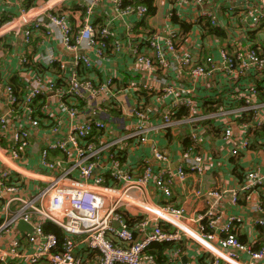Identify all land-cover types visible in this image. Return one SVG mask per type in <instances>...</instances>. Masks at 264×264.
<instances>
[{
	"label": "built area",
	"instance_id": "2783aa9c",
	"mask_svg": "<svg viewBox=\"0 0 264 264\" xmlns=\"http://www.w3.org/2000/svg\"><path fill=\"white\" fill-rule=\"evenodd\" d=\"M2 1L7 7L12 4L10 0ZM102 1H77L80 20L73 24L68 9L74 0H32L31 4L29 0H16L15 13L0 17V38L23 35L20 63L25 66L35 45V32L52 36L46 21L59 29L68 51L77 52L80 46L87 45L97 59L123 56L138 71L163 70L169 65L167 57L171 53L175 63L170 66L173 70H186L191 84L181 89L176 79L162 75L157 84L144 85L145 93H152L157 101H169L161 114L162 128L182 124L192 127L207 119L220 120L222 139L235 144L233 156L251 147L256 131L264 135V101L256 82L244 85L231 96L235 106L215 103L216 109L208 116L202 114L194 95L195 83L210 78L216 71L230 79L250 72L263 76L264 54L258 48L222 47L215 59L180 46L178 31L165 38L156 33L139 40L137 23L146 17L148 7L123 6V0H112L116 15L97 29L94 18ZM184 2L203 4L210 0ZM260 3L264 7V0ZM243 12L252 17L248 24L251 29L262 25L264 10L249 7ZM131 16L135 19L125 24L129 40L124 43L112 30V22L115 17ZM192 22L199 29L208 22L218 23L208 12ZM44 43L46 39L41 41ZM44 57L47 67L35 71L33 80L24 81L18 88L0 77V95L4 99L1 107L6 109L0 112V237L14 233L7 246L0 244V264H161L150 248L164 243L176 245L165 251L166 264H190L183 260L186 240L198 242L203 255L212 257L208 264H264V245L255 249L238 237L243 219L226 215L222 220L218 206L227 189L204 187L207 165L198 148V133H191L193 142L182 150L175 168L171 167V154L155 141L150 153L159 166L142 157L137 169L128 168L129 151L149 142L152 128L145 123L147 105L137 103L125 113L135 118L134 129L114 135L112 121L83 117L90 100L99 112L123 110L111 98L115 95V77H88L86 72L94 65L88 53L75 54L71 67L55 53ZM46 68H50L47 73L43 72ZM22 70L28 72L26 68ZM141 87L138 81L132 83L131 89L138 91ZM181 108L188 111L183 119L176 118ZM249 112L251 120L243 119ZM229 117H234L240 128L239 140L234 137ZM137 154H141L140 150ZM151 185L166 200L164 203L149 195ZM262 189L264 171L247 170L239 187L230 191L231 202L237 205L240 195L249 200L253 192ZM190 197H195L193 215L186 205ZM254 208L264 213V200L260 199ZM21 222L31 230L16 232ZM48 222L64 231L62 240L45 230ZM256 224L264 227V219H257ZM198 264L207 263L199 259Z\"/></svg>",
	"mask_w": 264,
	"mask_h": 264
},
{
	"label": "crops",
	"instance_id": "0c3cea01",
	"mask_svg": "<svg viewBox=\"0 0 264 264\" xmlns=\"http://www.w3.org/2000/svg\"><path fill=\"white\" fill-rule=\"evenodd\" d=\"M10 7L0 0V17H7L6 13H15L14 3L16 0H10ZM77 1L74 0V5L68 9L71 23H77L79 11ZM87 1V0H85ZM154 12L147 14L145 18L139 20L136 27L137 38L141 40L144 36L152 34H160L162 37H167L172 31H178L179 38L177 43L183 47L190 48L194 54H200L201 57L212 56L215 59L219 57V50L222 47L233 49L234 46L240 47H256L264 54V21L257 29H251L248 24L252 21V17L246 16L243 12L246 8H255L264 10L260 0H210L209 3L194 4L186 3L184 0H153ZM231 8H233L231 10ZM211 13L215 20L218 21L215 27L219 28L224 34L218 36L216 34L203 33L192 21L193 19L203 16L204 13ZM116 15L113 9L112 0H104L99 3L97 12L94 18V25L99 29L104 20L110 19ZM177 18L178 21H174ZM135 16L131 17H115L112 22V30L121 37L124 43H127L129 38L126 36L125 24L134 20ZM47 27L52 29V36L45 37L42 31H37L34 34L35 45L29 53V63L27 66L20 63L24 52L23 35L11 34L5 38H0V77H4L10 81L16 88L26 80H33L36 67H47L45 55L51 52L55 53L60 59L68 62L71 67L73 59L77 53H88L94 65L88 69L86 75L90 78L103 79L110 74L115 77L116 89L115 95L111 96L112 100H116L118 108L123 110H114L111 113H103L95 110V102L89 101V108L86 106L84 111L86 118H101L112 121L114 125V135L120 130L129 131L134 129L135 118L125 114L129 112L137 103H145L148 108V118L146 124L152 128L149 131V142L143 147L137 148L135 151H129L127 156V167L137 169V163L142 157H148L150 161L159 166L150 153V145L152 142L157 144L171 154V167L175 168L180 163V155L182 150L192 144L190 138L191 133H198L199 143L198 148L204 153L206 158V178L204 187H222L226 188L228 193L218 206V211L222 214V220L226 215H236L243 219V222L238 226V237L244 244L250 245L252 248H260L264 245V227L256 224L259 218L264 219V213L258 212L254 205L264 197V189L255 191L251 194L249 200H245L243 195H240V200L237 205H234L230 199V191L239 187V183L244 179L247 170L259 168L264 171V135L262 131H256L252 135L251 147L241 152L237 156H233L231 151L235 144L222 139L223 122L220 120L205 121L203 124H195L192 127L175 125L171 128L164 129L160 126L162 118L161 114L168 107L169 101H157L152 93H145V86L155 85L159 82L162 75H169L170 78L176 79L181 89L190 87L191 79L187 71L184 69L173 70L170 66L175 63V58L172 54H168L167 61L169 65L163 70H136L134 64L128 58L118 55H110L106 59L99 60L95 56L91 48L87 45L80 46L77 52L68 51L62 44L61 33L59 29L52 25ZM43 39L47 43L41 44ZM26 68L28 72L22 69ZM50 69V68H49ZM45 69L46 72L49 70ZM69 70V69H68ZM82 72V71H81ZM56 75L59 70L55 71ZM66 74V73H65ZM82 74H84L82 72ZM60 76V75H59ZM245 77V78H244ZM140 81L142 83L141 90L135 91L131 89L132 83ZM32 82V81H30ZM256 82L260 85L261 100L264 101V75L256 76L253 72L238 79H230L225 77L221 71H216L210 78L201 79L195 83L194 95L198 100L203 115L208 116L210 106L223 100L241 90L244 85ZM145 85V86H144ZM4 104V99L0 95V112L4 113L6 109L1 107ZM233 106L235 104L232 101ZM114 115H113V114ZM229 124L234 130L236 140L241 138V131L234 117H229ZM120 128H119V127ZM38 142L39 140L36 139ZM188 141V142H186ZM191 141V142H190ZM190 143V145H188ZM140 150V155L137 152ZM149 195L158 203H164L166 200L160 196L154 186L149 187ZM175 203V202H174ZM176 204V203H175ZM186 205L193 215L195 197H190L186 201ZM16 232L19 230H31L27 224L25 228H20V223L16 226ZM14 236H1L0 244L7 246ZM184 257L186 263L198 264L199 259L210 263L212 257L203 255L198 242L186 240L184 243ZM203 257V258H202ZM26 264V263H24ZM161 264H166L164 260Z\"/></svg>",
	"mask_w": 264,
	"mask_h": 264
},
{
	"label": "trees",
	"instance_id": "16d2710c",
	"mask_svg": "<svg viewBox=\"0 0 264 264\" xmlns=\"http://www.w3.org/2000/svg\"><path fill=\"white\" fill-rule=\"evenodd\" d=\"M152 2H153V0H123V6L143 4V5H146L148 7V13L147 14H152L154 12V7H153ZM31 3H32V0H29V4H31ZM174 21H178V19L174 18ZM200 29L203 33L216 34L218 36H222L224 34V32H222L219 28L212 25L210 22H208L205 25H201ZM40 68L41 67H36L35 69L39 70ZM223 102L225 104L228 103V105H230V106L233 105L230 97L226 100H223ZM220 103H222V101ZM215 109L216 108H214V106H210L208 110L210 112H212ZM187 114H188L187 109L181 108L176 113V118L183 119L185 116H187ZM251 117H252V113L249 112V113L244 114L243 119H250L251 120ZM207 121H211V119H207ZM186 142H188V141H186ZM188 145H190V143ZM122 160L125 161L126 159L123 158ZM262 199L264 200V197ZM45 230L47 232H52V233L56 234L60 240H62L64 235H65L64 231L59 226L55 225L52 222H48L45 225ZM174 246H176V245L172 244V243L155 244V245L151 246L150 252L154 253L156 255L158 261L162 263L166 259L165 251L173 248Z\"/></svg>",
	"mask_w": 264,
	"mask_h": 264
},
{
	"label": "water",
	"instance_id": "95a60500",
	"mask_svg": "<svg viewBox=\"0 0 264 264\" xmlns=\"http://www.w3.org/2000/svg\"><path fill=\"white\" fill-rule=\"evenodd\" d=\"M26 226H27L26 223H24V222L20 223V228H25ZM183 260L186 261V257H183Z\"/></svg>",
	"mask_w": 264,
	"mask_h": 264
},
{
	"label": "rangeland",
	"instance_id": "374dc122",
	"mask_svg": "<svg viewBox=\"0 0 264 264\" xmlns=\"http://www.w3.org/2000/svg\"><path fill=\"white\" fill-rule=\"evenodd\" d=\"M218 105V104H217Z\"/></svg>",
	"mask_w": 264,
	"mask_h": 264
}]
</instances>
